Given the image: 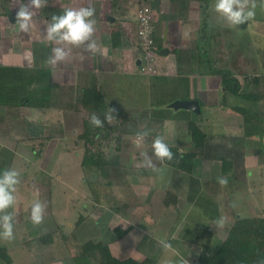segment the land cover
Returning a JSON list of instances; mask_svg holds the SVG:
<instances>
[{"label":"crops","instance_id":"obj_1","mask_svg":"<svg viewBox=\"0 0 264 264\" xmlns=\"http://www.w3.org/2000/svg\"><path fill=\"white\" fill-rule=\"evenodd\" d=\"M49 1L48 13H50V19H47V25L51 23L52 15H61L66 8H74L73 6L58 4L59 0ZM187 3H189V0L186 1V4ZM212 6L215 7L214 4H212ZM83 7H92L95 9L93 17L96 21L94 39H96L100 50L95 54L85 51L86 45L90 43L91 40L85 41V44L79 48L72 47L70 57L66 61L53 67L48 64V59L52 55V48L57 45L48 42L39 60L40 65L42 60H46L48 66L45 68L44 65H41L38 66V68L42 67L50 72V79L47 83V93L49 97L47 103L49 107L45 109L37 107L31 108L30 117H26L24 121L23 117H21L22 112H17L18 104L10 102V104L12 103L10 106L6 105L9 102L4 95H1L0 142H14L16 147L15 152L16 149H18L21 151L23 150L22 152L24 153L29 152L37 155L39 153L38 150L36 152L34 150H28L29 148L27 146L33 142V139L39 136L38 131L35 129L33 132L30 131L27 133L26 131L28 138L23 139V137L21 138L23 135L22 126L24 123L26 125L34 124V122L38 124V118L47 117L49 122L48 125L52 126L54 130L56 128L58 129L57 135L59 138L57 140H60V146H56L52 150L50 149L49 142L48 145H45L41 149L42 152L40 157L50 156L51 159L48 157V169L50 173L54 174L50 177L60 184L62 202L64 205H70L73 210L76 207V209L82 210L81 206L78 205L79 198L77 197L75 201L71 196L72 193L76 195L77 192L78 195H81L83 203H85L86 206H83L85 215L80 219L82 220L81 223L90 219L102 222L103 219L109 218L108 220L111 223H108L106 226L110 233L113 232L110 236H114V229L117 230V226L113 227V224L117 223L119 227H123V230L126 228L123 235H120L122 238L120 236L112 238V236L110 239L102 241L101 243L103 244L100 243L99 246L93 249L108 246L113 256L118 260L133 258L141 261L149 259L150 262L147 264H196L199 255L203 251L212 253L217 249L216 246L213 247V245H209L211 243V235L214 234L209 233L211 229L208 228L210 226L209 224L215 222L218 218L224 217L225 219H229L232 215L234 221L238 219H264V184L249 183V180L256 181L259 174L264 178V159H262V157L264 158V112L261 107L263 98L245 90L244 87L247 86H244L245 83L239 78L240 76L231 69H227L226 71H229L232 77L238 80V83L234 84L236 90L227 87L222 77L213 73V67L210 62H205L204 55L197 50L190 52V55H188V53L184 54L185 52L183 53V57L180 60L183 69L178 72V62L172 55H177L183 51L176 50L174 54L172 53L173 49H169L170 47H168V45L176 43L179 35L185 38L187 34L189 35L190 29L187 30V25L190 22L189 19L195 15L191 13L193 10L192 7L188 9L190 11L181 13L178 18L175 16L164 18V16L159 14L156 10V39L160 47V56L157 58V61L158 64L160 62L159 67H161L162 70H160L161 73L157 75H147L146 77L139 75L135 68L136 62L139 60L138 48L134 46L133 38V36L136 37L137 33V10L132 7V4H129V0H90L87 2V5ZM131 13H133V15ZM199 15L200 10L196 20L199 18ZM11 16L13 15H10V18ZM200 23L199 20V24ZM193 36L194 42L198 46L201 45L198 43L199 41L203 42L206 40V38H202L201 34H195ZM13 49L14 48H12V50ZM164 50L168 52L166 51L167 53L163 54ZM35 52L36 50L32 53V57H34ZM11 56L12 58L14 57L13 60L17 61L16 63H5L0 64V66L26 69V67L19 63L23 60L21 55L15 53L14 55L11 54ZM211 57L213 58V53ZM222 57L225 59V55H222ZM94 60L97 62L96 65L93 64L95 63ZM203 61L207 65H203ZM165 64H168L167 69L164 68ZM208 69L210 71H207ZM262 76L258 75L255 80L248 81L250 84H254V91H256L257 87L263 90L264 84L262 81L264 77ZM164 78H173L177 85L183 83L185 88L183 89V86L181 89L178 88L177 93H174L165 102H161L160 110L166 107V109L163 110L164 112L152 114L145 124L158 123V126H162V128L165 127L167 123L173 125L176 129L173 136L175 139L174 141H180V143L183 141L192 142L190 143V151L187 152L188 150H185V153L187 152V154L193 155L192 159L189 160L191 164L188 163L186 168L179 169L166 165L165 162H163L164 164H160L158 161L156 164L158 171H152L144 167H139L140 170L133 168L127 171L125 175V181L127 183L124 184V186L117 182H115L116 184L105 186V188L109 187L111 189L115 186L114 194L118 197L120 193L122 196V191L128 193V195H125V198H127V200L131 199V204H128L130 208L127 210V215L121 212L120 214L114 207L107 209L106 203L103 204L104 202L102 201L98 202L100 193L96 190V186L92 184L91 187L95 189L93 195V191L91 192L89 190L90 186L87 179H83L85 191L76 188L75 183L68 181V173H72L78 168H82L83 171L91 169L94 175L101 169V167L97 165H84L83 159L81 163L79 162L77 165L73 157L68 158L71 153L69 151V142L75 141L76 138L81 139L80 135L83 133L82 129L85 122L84 109H86V107L82 103V94L85 89L97 87L103 91L109 109L115 108L120 110V108L125 107L131 111L128 112V117L131 118L138 115L136 113L138 111L135 110L154 109V94L162 92V83L158 82ZM133 80L134 82L131 84ZM93 83H95L94 87H92ZM21 87L20 83L18 88ZM19 92L21 93V90ZM123 98H126V104L121 103L123 102ZM146 98H148V100H146ZM150 99L154 100L149 101ZM178 100L199 101L201 113H195L188 109H181L184 110L181 112L169 107ZM220 106L222 115L218 117L217 122L216 120L214 121V118L216 115V108ZM169 109L174 111L171 112ZM73 121H77L80 126L74 127L75 123ZM189 121H195L199 125H202L204 121V126H206V121H212L214 124H217V128L215 127L211 134L203 131L206 136V143L201 148H196L191 133L185 128ZM179 128H183V132H180V130H178ZM160 129L158 128V130ZM215 129H221L223 136L225 130L227 133L232 132V135H227L226 133L228 139L223 138V140L226 141L223 142L222 148L226 151H230L231 157L235 156L236 158L230 160V167H225L223 170L220 168V165L215 163L216 157L219 156L216 150L221 148L220 144L212 141V137H216V133H214L216 131ZM60 131H63V133L58 134ZM133 133V130H128L122 134L126 138H135V134ZM158 135L162 136L164 141L168 139L166 131L162 132L161 130ZM53 136L54 135L50 138L51 141L54 140ZM229 137H233L232 141ZM234 138L239 139V141L234 140ZM168 140L170 141V139ZM47 141H49L48 137ZM137 143L138 142H135V144ZM23 144L26 147H23ZM181 145L185 146L187 143L184 142L181 143ZM75 149L76 148H74V150ZM52 152H55V154L53 153L51 157ZM178 152L183 156V148H179ZM24 153L22 157H24ZM60 155L63 156L60 157ZM227 155L230 157L228 153ZM203 157L205 158L203 159ZM260 165L261 167L259 168ZM106 172H108V170H104V175ZM18 173L20 181V179L23 178V172L20 170ZM108 173L110 174L108 178H111V173H113L111 169ZM61 175L62 178H64L63 180L61 179ZM221 176L228 178L227 186H221L218 183V177ZM94 178H96V176ZM248 178L249 180H247ZM33 183V181L28 182L26 180L22 183L19 182L15 192L17 202L13 208L8 209L11 210L14 215V232L29 237L33 234L36 235L40 227L42 231L49 230L48 232H51L54 230L57 223L55 213L51 210L50 202L53 201L52 197H49V202L45 204L43 222L40 225H34L32 223L31 205L34 201L39 200L32 188ZM97 189L99 188L97 187ZM123 196L120 198H123ZM202 196H206L211 201L209 205L203 204L208 207V211H205L199 205L200 197ZM92 198L94 200V206L92 207V212H88L87 206L92 202ZM107 198L108 197L105 199L106 201L109 199ZM151 221L155 222L154 225H152ZM151 231H153L155 235L162 237L165 235L168 236L166 231H179V236H184V241H182L186 243H188L189 237L191 238V242L197 238L198 235H205L210 238L205 246H201L198 252L199 254L193 250L190 246L191 244L181 243L172 248L171 256H165L164 258L160 257V259L153 261L147 258L146 255L152 251L151 247L136 249L133 244V237L135 235L138 234L139 236L140 233H142L148 236ZM173 235L175 236V234ZM20 242L18 246L15 244L16 251H20V254H17L18 256L16 255V251L15 253L13 252L14 248H8L14 264H39L37 259H34L32 256L37 254L38 250L32 247L27 248L25 247V242ZM22 246L24 248H21ZM23 249H28L27 254ZM162 249L164 253L170 251V248L165 249L163 246ZM127 253H134L135 255H129L123 258L118 257L119 254ZM137 253L141 254L137 255ZM13 254H15L16 257H14ZM53 261L55 260H52L51 263ZM68 262L69 261H62L59 259L52 264H68ZM1 264H5V262L3 261Z\"/></svg>","mask_w":264,"mask_h":264},{"label":"rangeland","instance_id":"obj_2","mask_svg":"<svg viewBox=\"0 0 264 264\" xmlns=\"http://www.w3.org/2000/svg\"><path fill=\"white\" fill-rule=\"evenodd\" d=\"M49 0H47V6L41 9H32L34 12V15L32 17V25L30 28V31L28 33L21 32L19 29V25L16 23V12L19 8V2L20 0H0V64H10L13 62H17L12 58L11 54L14 55L15 53L22 56L23 60L19 63L22 64V66L26 67V70H34L38 68V66L44 65L45 68H47V61L42 60L41 65L39 63L40 55L43 53L44 48L47 47L48 41L45 39L46 34V25H47V19H50V13H48V6H49ZM90 0H59L58 4H65L66 6H73L74 8H80L87 5V2ZM187 0H129V4H132V7L135 10H138V8L143 5H150L152 9L154 10V13L156 10L159 14L163 15L164 18L168 16H175L179 17L181 13H184L189 8L192 7L191 13H194V17L192 16L191 19H189L188 23V29H190L189 35L187 34L186 38L183 36H180L177 38L176 43L168 45L170 47L169 49H173L174 53L176 50L183 51L179 54L172 55L174 59L177 60L178 65V72H180L181 69H183V65L181 64V59L183 57V53L190 55V52L193 50L199 51V53L204 55V61L210 62L211 66L213 67V70L217 71H226L227 69H231L235 71L234 73H237L245 83L244 87L245 90L250 91L252 94H256L258 96H261L263 98V101L261 102V107L264 112V88L261 90L260 87L256 88V91H254V84H250L248 81H253L255 78L259 75H264V0H249V8H251L252 3H255V16L254 18L246 21L247 25L244 27H240L239 25L236 26H229L227 21L216 12L215 7L212 6V4H216V0H189V3L186 4ZM24 3H27L28 0H23ZM156 6V7H155ZM159 6V8H158ZM204 7V8H203ZM158 8V9H157ZM203 9L206 10V13L204 15ZM199 18H197V14L199 13ZM133 12V11H132ZM133 15V13H131ZM10 15H13L15 20H12L10 18ZM155 17H157V12L154 14ZM137 18V17H136ZM200 20V24H199ZM137 21V20H136ZM155 33H156V27ZM137 30H138V23H137ZM135 34V33H134ZM195 34H201L202 38H206L203 42H199L201 45L198 46L195 44L194 36ZM157 35V34H156ZM134 46H137V33L136 37H134ZM155 41L157 42V39L155 38ZM157 42V46H158ZM12 48H14L12 50ZM158 48H160L158 46ZM182 48V49H180ZM11 49V50H10ZM38 49V52H37ZM36 50L34 53V57H32V53ZM213 53V58L211 57V54ZM139 54V50H138ZM219 55V58H218ZM222 55H225V59H223ZM227 58V59H226ZM95 61V60H94ZM140 60L136 62L135 68L137 69V72L141 76H147L148 74H142L141 71V64L139 63ZM203 61V65H207ZM176 62V63H177ZM96 61L95 64L96 65ZM160 64V62H159ZM158 61H157V67H156V73L149 74L148 76L157 75L161 73L160 70L161 67H159ZM214 64V66H213ZM109 66V65H108ZM30 67V68H27ZM175 67V66H173ZM42 68V67H39ZM112 68V67H111ZM164 68H168V64L164 65ZM207 71H210L209 69ZM264 77V76H262ZM178 80V79H177ZM134 82L131 81V84ZM175 79L173 78H167V79H161L160 82L162 83L163 90L160 93H155V100H154V109H138L135 111L138 115L135 117H128V109L125 107L120 108V110H117L113 113L114 119L112 123L109 125L107 122H105V127L103 129L98 130V139L99 142L102 143V147H99L96 145V148H93L94 151L99 152V157L101 160V169L97 171L96 175H94V172H91V169H86L87 171H83V169L78 168L72 173H68V181L75 183V187L85 191V185L84 180L87 179L89 183V190L92 192L93 195L95 192V189H93L91 186L92 184L96 186V190L100 193L98 197V202L102 201L107 206V209L115 208L117 209L118 213H122L124 215H127V210L130 208L128 204H131V199L127 200L125 198V195H128L127 192L122 191L123 198L121 196H116L114 194L115 192V186H113V189L105 186H110L109 184H116L120 183V185L124 186L127 182L125 181V175L127 171L132 170L133 168L139 169V167H142V157L141 152H147L149 156H152L153 162L155 164L158 163L156 158L152 155L153 149H152V142L158 136L159 132L166 131L168 139L165 141L169 146L173 147L174 149L183 148V151L185 153V150L187 149L189 152L191 148L192 142L189 141H183L181 143H187V145H181L180 141H174V132H176V129L173 125H170L167 123L165 127L162 128V126H158V123H146L147 120H149L150 116L152 114L161 113L166 107L163 108V110H160L161 102H165L167 99H169L174 93H177L178 88L181 89L184 84L181 83L180 85H177L175 83ZM264 84V80L262 81ZM95 86V83H93L92 87ZM3 86H0V89H2ZM27 94V93H26ZM148 100V98H146ZM150 99L149 101H153ZM148 101V102H149ZM123 104H126V98H123ZM235 103V102H233ZM12 104V103H11ZM10 103H7L6 105L10 106ZM107 104V103H106ZM109 104V103H108ZM3 105V104H2ZM17 106V105H16ZM108 106V105H107ZM158 106V107H156ZM17 112L21 111L23 117V120L25 121L26 117H30L31 107L28 106H17ZM170 107V106H169ZM172 108V107H170ZM221 106L219 108H216V115L214 118V121L216 120L218 122V117H221ZM173 109V108H172ZM169 109L171 112L174 110ZM220 109V110H219ZM85 111V119L84 121H89V118L91 116V113L88 112V110L84 109ZM109 111V108H108ZM177 111V110H176ZM184 111V110H179ZM164 112V111H163ZM162 112V113H163ZM99 116V115H98ZM264 116V113H263ZM101 117V116H100ZM52 118V117H51ZM23 121V123H24ZM53 121V120H52ZM74 127L80 126L77 121H73ZM154 122V121H153ZM48 118L42 117L38 118V124L34 122V124L26 125L23 124L22 129V136L23 139L28 138V132H33V130H37L39 133V136L33 139L32 143H27L29 146H27L28 150H34L35 152L38 150V156L34 155L33 153L29 152H22L21 150L16 149L15 152V145L14 142L11 143L10 141L7 142H0V173H3L2 171L6 169H15L20 172L22 170L23 178L20 179V183L26 181H33V190L36 193V195L39 198V201H41L44 204H47L49 202V197L53 199V201L50 202L51 204V210L55 213L56 218V226L53 231L48 232L42 231L41 227L39 228V232L35 235H31V237L26 236L24 234L15 233V239L11 242H6L2 239H0V246L8 248H14V253L16 251L15 244L18 246L21 242H25V247L27 248H35L38 250L37 254L32 255L34 259H37V262L39 264H45V263H54L57 260L62 261H69L68 264H84L83 260L80 259L82 256H84L89 250H92L93 248L99 246V244L102 241H105L106 239H110V236L113 232H109L107 228V224L111 223L108 219H103L101 221H94V220H86L85 222H82L79 224L80 219L82 218L84 214L83 206H85V203H83V199L81 198V195H78L76 192L75 194H71V196L74 198L73 200L78 199V205L81 206L82 210L78 209H72L70 205H64L62 202V196H61V186L58 184L55 180L51 179V175H54L53 173L49 172L48 169V160L50 156L40 157L41 156V149L45 146L50 144V149H54L56 146H60L59 142L60 140H57L59 137L57 135L58 129L55 130L52 128V126L48 125ZM213 123V124H212ZM204 121L202 122V125L198 126L202 129V131H205L209 134L213 132V129L216 127L217 124L214 122H207L206 126L203 125ZM172 126V127H170ZM33 127V128H32ZM158 128L160 130H158ZM166 128V130H165ZM188 131V125L185 127ZM212 128V131H211ZM84 130V125L82 132ZM133 130L135 134V138H129L123 136V132ZM145 130H149V135L144 138H139L138 134L141 132H144ZM180 132H183V128H179ZM218 132L216 133V137H212V141L215 143L220 144L221 148L217 149L216 151L219 153V156L216 157L215 163L220 165V168L223 170L225 167H230L231 163L230 160L233 158L235 159V156L230 155V151H226L222 148L223 142L228 139L227 135H232V132L227 133L225 130L224 136L222 135L221 129H215ZM221 130V132H220ZM27 131V133H26ZM169 131V132H168ZM224 132V131H223ZM37 133V134H38ZM63 133V131H60L58 134ZM227 133V135H226ZM187 134V133H185ZM54 135V140H50V138ZM56 135V136H55ZM80 135V134H79ZM82 135V134H81ZM80 135V136H81ZM235 135V134H234ZM47 137L49 138V141H47ZM147 138V139H146ZM232 141L233 137H229ZM172 140V141H171ZM234 140L239 141V139L234 138ZM140 142L135 144V142ZM98 142V141H97ZM142 143V144H141ZM230 143V141H229ZM25 146L24 144L22 145ZM182 146V147H181ZM26 147V146H25ZM35 148V149H31ZM74 148H76L74 150ZM69 151L70 157H73V160L76 161V164L78 165L79 162L81 163L82 159L87 163H85L86 166H91V159L87 157L85 159L86 155V147L84 145V141L82 139H77L74 141L69 142ZM187 152L185 154H187ZM24 153V157H22ZM48 153V152H47ZM53 153H51V157L53 156ZM60 153V152H59ZM183 155L185 156V154ZM227 153L230 155V157L227 155ZM26 154V155H25ZM49 154V153H48ZM43 155V154H42ZM63 155H60V157ZM39 157V158H38ZM49 157V158H48ZM205 157H203L204 159ZM51 159V158H50ZM61 159V158H60ZM59 159V160H60ZM262 159H264L262 157ZM160 164L161 163L159 161ZM256 163V162H255ZM253 163V164H255ZM166 164V163H165ZM168 165V164H166ZM133 166V167H132ZM70 167V166H69ZM261 165L259 166V168ZM87 168V167H86ZM107 168V169H106ZM128 168V169H127ZM113 172L111 173V178L109 177V171ZM104 170H108V172L104 175ZM261 170V169H260ZM264 170V169H263ZM150 175V174H149ZM96 176V178H94ZM227 176V175H226ZM61 179L63 180L61 175ZM22 180V181H21ZM249 180V178L247 179ZM66 181V182H68ZM111 182V183H110ZM114 182V183H112ZM248 182V181H247ZM243 183V182H240ZM249 183H263L264 184V178L261 177V174H259L256 178V181L249 180ZM35 187V188H34ZM94 187V186H93ZM97 187L99 189H97ZM92 188V189H91ZM95 188V187H94ZM114 194V196H113ZM76 196V197H75ZM106 197H108L107 201L105 200ZM125 199V200H123ZM91 203L87 206L88 212H92V207L94 206V200L91 199ZM83 203V204H82ZM211 203L210 199H208L206 196L200 197L199 205L201 208H203L205 211H208V207L203 204L209 205ZM102 204V205H103ZM135 204V203H134ZM54 209V210H53ZM11 212V210H8ZM120 213V214H121ZM222 213V212H221ZM230 217V216H229ZM60 219V220H58ZM155 221V220H154ZM154 221H151L152 225H154ZM237 221V220H236ZM234 217L231 215L229 219H226L225 226L223 228H216L214 225L215 222H212L208 229H211L209 233H213L214 235H211V238L208 236H201L198 235L197 238H195L193 241L190 242L191 238L189 237L188 243L183 242L184 236H179V231H166L168 233V236H162L155 235L153 231L149 233L148 236L143 235L140 233L138 236L135 235L133 237V244L135 245L134 248H142L146 249L147 247H151V252L147 253V258H150L151 260H158L161 258H164L165 256H171L172 248L175 245L182 244H188L190 245L196 253H198L201 249V246H205L206 242L208 243V240L210 238V244L213 245V247H219L229 236L230 231L235 224ZM51 223L53 221H50ZM119 222V221H118ZM132 222V221H131ZM13 223H15L13 221ZM54 223V222H53ZM59 223V224H58ZM64 224V225H63ZM79 224V225H78ZM120 224V223H119ZM207 224V225H208ZM117 226V230L114 229V236L112 238H115L116 236L123 235V232L125 231L122 229L123 227H119L117 223L113 224V227ZM205 227V226H204ZM211 227V228H210ZM129 228V227H128ZM122 232V234H121ZM145 232V230H144ZM165 232V231H164ZM177 232V233H176ZM201 232V229H200ZM52 233L53 241L48 244H44V242L41 240L42 236H46L48 234ZM146 233V232H145ZM158 234V232H157ZM175 234V236L173 235ZM122 238V236H120ZM120 238V239H121ZM183 240V241H182ZM92 241V242H87ZM187 241V240H186ZM20 242V243H19ZM162 242H167L171 245L170 251L164 253L162 249ZM52 244V245H51ZM103 244V243H101ZM21 248H24L23 246ZM25 253L27 254L28 249H23ZM9 251V250H8ZM50 251V252H49ZM163 251V252H162ZM20 254V251H16V255ZM141 253H137L139 255ZM199 254V253H198ZM15 254H13L14 257H16ZM132 256L135 255L134 253L131 254H119L118 257L123 258L126 256ZM18 256V255H17ZM163 256V257H162ZM52 260H55L51 263ZM3 262V260L0 258V264Z\"/></svg>","mask_w":264,"mask_h":264},{"label":"trees","instance_id":"obj_3","mask_svg":"<svg viewBox=\"0 0 264 264\" xmlns=\"http://www.w3.org/2000/svg\"><path fill=\"white\" fill-rule=\"evenodd\" d=\"M203 10L205 15L206 10ZM213 73L221 76L227 87L236 90L234 84L238 83V80L232 77L229 71L213 70ZM49 79L50 72L45 68L27 71L25 68L0 66V86H3L0 89V97L4 95L9 103L15 102L19 106L45 109L49 107L47 103L49 99L47 93ZM20 83L22 87L18 88ZM82 103L91 115L96 113L101 116V119H104V114L108 112L105 95L97 87L88 88L83 91ZM188 129L196 148L203 147L206 143V136L198 124L195 121H189ZM98 130L97 128H93L88 120L85 121L81 139L84 141L86 147L85 159L89 157L91 164L101 167L99 148H97V151L93 150V148H96V145L99 147L103 146L99 140H96L98 138ZM169 147L174 153V158L171 161L165 160L166 164L179 169L186 168L188 163L191 164L189 160L192 159L193 155L186 154L183 157L177 149ZM85 163H87L86 160L84 161V165ZM81 221H79V224ZM41 240L44 244H48L53 241V236L48 234L42 236ZM0 258L5 264H14L12 256L6 247L0 246ZM80 259H84V264H147L150 262L149 259L142 261L133 258L118 260L113 256L108 246L92 249ZM196 264H264V219H238L233 225L228 238L212 253L203 251L199 255Z\"/></svg>","mask_w":264,"mask_h":264},{"label":"clouds","instance_id":"obj_4","mask_svg":"<svg viewBox=\"0 0 264 264\" xmlns=\"http://www.w3.org/2000/svg\"><path fill=\"white\" fill-rule=\"evenodd\" d=\"M47 6V0H28L24 3L19 2V8L16 12V23L19 25L21 32L28 33L32 25V17L34 12L32 9H41ZM255 3H252L249 8V0H216L215 10L227 21L229 26H236L254 18ZM95 9L92 7H80L78 9L66 8L61 15H52L51 23L46 27L45 39L48 42L54 43L52 55L48 59V64L55 67L57 64L66 61L72 52V47L79 48L85 44V41L91 40L86 45L85 51L95 54L98 52L99 45L94 39L95 24L93 19ZM116 111L115 108H110L104 114V119H101L96 113H93L89 118V123L93 128L103 129L105 122L111 124ZM149 135V130H145L138 134L142 139ZM139 143V141H138ZM152 155L157 161L163 163L165 160L171 161L174 158V153L169 145L165 143L162 136H156L152 142ZM142 167L152 171H158L156 164L153 162L152 156L147 152H141ZM19 173L15 169H6L0 173V239L11 242L15 239L14 235V215L8 209L13 208L17 202L15 196L16 187L19 184ZM218 183L221 186H227V177H218ZM46 205L39 200H36L31 205V221L34 225H40L43 222L44 211ZM226 219L218 218L214 225L216 228H223ZM165 249L171 248L167 242H162Z\"/></svg>","mask_w":264,"mask_h":264},{"label":"built area","instance_id":"obj_5","mask_svg":"<svg viewBox=\"0 0 264 264\" xmlns=\"http://www.w3.org/2000/svg\"><path fill=\"white\" fill-rule=\"evenodd\" d=\"M138 23L137 48L142 74H155L157 58L160 56V49L155 41V15L151 6L143 4L136 13Z\"/></svg>","mask_w":264,"mask_h":264},{"label":"water","instance_id":"obj_6","mask_svg":"<svg viewBox=\"0 0 264 264\" xmlns=\"http://www.w3.org/2000/svg\"><path fill=\"white\" fill-rule=\"evenodd\" d=\"M11 19L15 20L14 16H11ZM246 25H247V22H244L243 24H240L239 26L244 27ZM166 51L167 50H164L163 54L168 52V51L167 52ZM139 63H140V61H139ZM170 107H172L174 110L188 109V110L195 112V113H201L200 103L197 100H178V101L172 103L170 105Z\"/></svg>","mask_w":264,"mask_h":264}]
</instances>
